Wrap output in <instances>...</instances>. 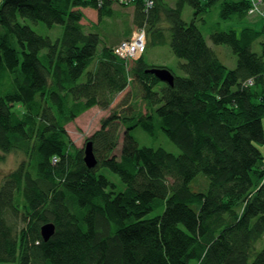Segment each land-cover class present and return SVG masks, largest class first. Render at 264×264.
Wrapping results in <instances>:
<instances>
[{
    "label": "trees",
    "instance_id": "16d2710c",
    "mask_svg": "<svg viewBox=\"0 0 264 264\" xmlns=\"http://www.w3.org/2000/svg\"><path fill=\"white\" fill-rule=\"evenodd\" d=\"M113 2L1 0L0 159L14 151L20 160L0 178V264H264V26L237 33L206 19L214 10L221 21L242 20L249 0H154L148 11L132 1L146 48L169 43L179 60L168 85L145 72L146 48L135 60L115 46L97 57L103 33L83 30V8L100 18ZM28 20L61 25V35L38 34ZM205 29L231 48L233 69L207 45ZM128 85L87 137L97 160L87 168L65 124L107 109ZM157 120L177 154L139 146L131 134L141 126L151 135ZM102 167L117 174L121 191ZM198 175L207 183L192 188ZM48 222L55 231L45 241Z\"/></svg>",
    "mask_w": 264,
    "mask_h": 264
},
{
    "label": "rangeland",
    "instance_id": "374dc122",
    "mask_svg": "<svg viewBox=\"0 0 264 264\" xmlns=\"http://www.w3.org/2000/svg\"><path fill=\"white\" fill-rule=\"evenodd\" d=\"M166 1L169 2L171 5L174 3V0H166ZM0 3H1V0H0ZM111 7H112L111 10H113L115 12L113 20L115 19V21L119 22L120 25L125 26L124 22L130 21L129 20L130 19V13L127 11L128 10L126 8L127 6L113 2V4H111ZM184 7L185 8L183 10V17L188 22L189 20L192 19V12L193 11L189 5H185ZM83 11L85 12L86 17L88 19H90L89 21H86L88 19L82 20V21L86 22L84 24L82 23L83 30L85 32H88V31L100 32L101 27L98 26L96 22L91 21V20L95 19L94 11H91V10L86 11L84 8H83ZM214 15H215L214 10H210L208 13H206L205 16H206V19L209 23H210V21H213L215 19ZM252 16L258 17L260 20H262V25L264 24V16H261V17H259L258 15H252ZM26 23L30 24L32 26V28L38 34L40 33L43 35H47V36L51 37L52 39H55L56 37L61 35V30H62L61 25L60 26L55 25L53 27L48 28L41 21L34 23V22L28 20ZM124 26L122 27V29H124ZM127 27L126 28L128 30H130V33H129L130 36L128 38L131 37L129 39V40H131L132 36L135 34V32H137L138 27L134 24H132V26H127ZM261 27L262 26L259 25L258 29H260ZM112 30H113V28L109 31L112 33ZM3 32H4V29L0 25V33H3ZM206 32L209 33V30L205 29L203 31V33H206ZM156 38H157V33H155V32L152 33L150 39L153 40ZM206 38H207V40L210 41V38L208 36H206ZM101 42H102L101 44H103L102 48L109 43L107 38H104V40L101 39ZM220 47H222V48H217V51L219 52L220 58H222L223 63L225 64V66L228 69H233V67L236 65V61H237L235 54L233 53L231 48L228 47L227 45L221 44ZM254 50L258 51V48L256 46H254ZM133 60H135V59H133ZM145 61L146 62L152 61V62H157V63L164 61V63H166L168 65L169 64L171 65L174 62V66H175V62H176L175 56L173 55L172 50H170V48H169V43L164 44V45H157V44H154L152 42H150L147 45L146 53H145ZM153 64H155V63H152V66H156ZM158 66H164V65H158ZM164 67H166V66H164ZM128 89L130 90V85H128L126 89L118 92L117 98L114 99L110 105H108L109 107L107 109H103L99 106H94L92 108L85 110V112L79 114L78 116H76L75 120L65 124V129L67 130L69 137H70V140H72L75 147L81 148L84 152V148H85L86 142L88 140L87 137H89L94 132H96L97 129H99L100 121L102 119L106 118L107 115L110 114L112 108L117 107L116 106L117 103L126 95L127 91H129ZM5 90L6 89L3 88L0 92V95ZM131 95H132V93H131ZM133 100H134L133 98H130L128 105L130 103H133ZM136 104L141 107L140 108L141 112L145 111V106L139 99L137 100ZM262 121H263V131H264V118L262 119ZM154 125H155V129L151 135L148 134L146 131H144L141 126H137L131 130V134L133 135V137L136 138L139 146L145 145L148 147H151V146H153V147H164L167 151L177 154L178 148L170 141L168 136L165 135L164 131L161 129V126L159 125V121L157 120L154 123ZM124 130H125V127H122L120 125L119 126V136H118V138H119L118 146L116 147L117 149L114 151V154L117 157H119V154L121 151V146H122V143L124 140V137H123ZM259 148L264 149L260 144H259ZM19 160H20V156L18 155V153H15L14 151L9 152L7 154H4L2 159H0V178L3 177L4 174L11 172L13 170V168H15L17 166V161H19ZM98 171L104 173L106 175V177L109 179V181H112L114 183L116 191H121V189H123L124 184L121 180H119V177L117 176V174H115L111 170H108L105 167L100 168ZM196 182L198 183V186H200L202 188L207 183V178H205L201 175H198L197 178L195 179V181H193L190 184V186L192 188H194ZM161 211H162L161 208H157L153 212H150L149 214H147V216H149V217L154 216V214H158ZM259 242H260V244L264 243V234L262 235V239H260Z\"/></svg>",
    "mask_w": 264,
    "mask_h": 264
},
{
    "label": "crops",
    "instance_id": "0c3cea01",
    "mask_svg": "<svg viewBox=\"0 0 264 264\" xmlns=\"http://www.w3.org/2000/svg\"><path fill=\"white\" fill-rule=\"evenodd\" d=\"M134 4L133 3H129L126 4V8L128 9L127 11L130 13V21L127 22L125 21V26L124 25H120L119 22L115 21V19L113 20V17L115 15V12L112 10V13L110 15H103L100 18L96 17L95 19L91 20L97 23L98 26L101 27V31L103 33V39L107 38L108 39V44L106 45L107 47H112L115 46V44H118L119 42L123 41L125 38L129 37V33L130 30H128L127 26H132V24H134V20H133V14H134ZM111 7V6H110ZM112 8V7H111ZM86 10V9H85ZM86 11H90L89 9H87ZM93 11V10H91ZM95 14V11H94ZM247 16L244 17L242 20H237V19H231L230 21H221L220 16H218V13L215 12V19L212 22H220L218 26H220L221 28L225 29V30H229V29H234L237 33H240L242 31V29L244 28H249L251 30H255V31H259L261 28H263L262 25V20H260L258 17L255 16H250L249 14H246ZM259 16V15H258ZM183 17V16H182ZM260 17V16H259ZM90 20V19H89ZM81 23H86L84 21H82ZM135 25V24H134ZM261 25L262 27L260 29H258V26ZM124 26V29H122V27ZM127 27V28H126ZM112 30V33L109 30ZM126 28V29H125ZM125 30V31H124ZM90 32V31H88ZM204 38L206 39L207 45L209 47H212L213 49L217 48H222L218 45H215L212 43L211 38L210 41L207 40L206 36L209 37V33H203ZM260 40L264 41V37H261ZM102 46L103 44L99 45L97 48V57H100L102 55L101 51H102ZM255 46L258 48V51H260V46H258V44H255ZM173 53V52H172ZM174 55V54H173ZM175 56V55H174ZM145 59V57H144ZM175 66H174V62L170 65L164 63V61L161 62H152L155 63L153 65H164L167 68H170L172 71H174L176 74H180L181 71L178 70V64H179V60L175 57ZM151 62L147 61V64L152 65ZM94 68V67H93ZM117 98V96L115 97V99Z\"/></svg>",
    "mask_w": 264,
    "mask_h": 264
},
{
    "label": "built area",
    "instance_id": "2783aa9c",
    "mask_svg": "<svg viewBox=\"0 0 264 264\" xmlns=\"http://www.w3.org/2000/svg\"><path fill=\"white\" fill-rule=\"evenodd\" d=\"M118 4L126 5L131 3L134 0H112ZM143 8L145 11H148L154 4V0H142ZM249 8L247 14L264 16V1L263 0H249ZM131 38V37H130ZM125 39L120 43L116 44L113 48L114 54L118 55L120 58L126 59H137L145 51L147 40H146V31L143 27L137 28V32L132 36V39ZM245 84H253V79H248Z\"/></svg>",
    "mask_w": 264,
    "mask_h": 264
},
{
    "label": "water",
    "instance_id": "95a60500",
    "mask_svg": "<svg viewBox=\"0 0 264 264\" xmlns=\"http://www.w3.org/2000/svg\"><path fill=\"white\" fill-rule=\"evenodd\" d=\"M145 72H150L157 77L158 80L167 83L168 85H172L173 82V72L163 66H152L148 67L145 69ZM83 160L88 168H92L96 165L97 160L95 159V156L93 154V150L91 149V141L90 139L87 140L85 148H84V155H83ZM55 231V226L53 225L52 222L45 223L41 226L40 229V235L43 237L45 241H47L50 236L54 233Z\"/></svg>",
    "mask_w": 264,
    "mask_h": 264
}]
</instances>
